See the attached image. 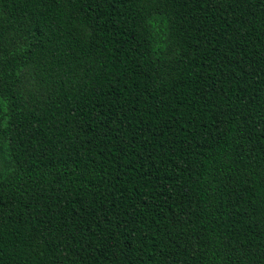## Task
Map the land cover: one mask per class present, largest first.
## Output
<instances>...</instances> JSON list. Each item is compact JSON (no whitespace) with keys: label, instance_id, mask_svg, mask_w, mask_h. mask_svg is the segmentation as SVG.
<instances>
[{"label":"trees","instance_id":"16d2710c","mask_svg":"<svg viewBox=\"0 0 264 264\" xmlns=\"http://www.w3.org/2000/svg\"><path fill=\"white\" fill-rule=\"evenodd\" d=\"M0 264H264V0H0Z\"/></svg>","mask_w":264,"mask_h":264}]
</instances>
